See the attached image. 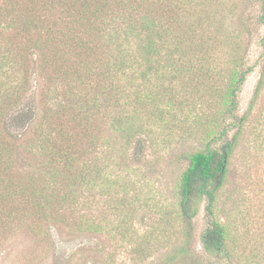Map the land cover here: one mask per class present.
Masks as SVG:
<instances>
[{"label":"trees","instance_id":"trees-1","mask_svg":"<svg viewBox=\"0 0 264 264\" xmlns=\"http://www.w3.org/2000/svg\"><path fill=\"white\" fill-rule=\"evenodd\" d=\"M18 1L3 0L0 6V28L18 31L26 40L20 52L11 43L0 44V82L10 105L3 130L8 138L22 137L41 116L37 94L43 75L49 82L47 97L61 99V106L44 111L26 145L33 158L18 156L0 139L5 164L0 172L8 175L0 203L3 197L28 195L39 223L53 220L109 233L132 244L141 264L162 251L165 257L158 264L190 259L196 264H264V246H246L252 221L264 223V212L233 180L264 89V0ZM254 45L261 50L251 62ZM257 69L252 97L241 112L239 94ZM50 70L52 75L46 73ZM33 78L27 96L14 101ZM198 104L200 110L193 112ZM68 114L83 127L85 149L60 128L55 134L65 136L62 143L53 135L57 126L51 119ZM100 118L112 135L101 137L93 128ZM187 139L197 145L171 160L185 166L171 195L142 196L147 165L162 163L168 150ZM253 147L264 149L262 135ZM150 155L158 158L150 160ZM79 156L85 158L78 165ZM39 157L45 160L38 163ZM15 164L23 178L18 188L10 174ZM3 182L0 176V190ZM86 191L106 199L111 211L106 219L76 213ZM144 206L157 217L141 233L133 220ZM202 207L203 252L198 253L195 220ZM16 211L0 212V225L19 219ZM245 221V231L237 234Z\"/></svg>","mask_w":264,"mask_h":264},{"label":"rangeland","instance_id":"rangeland-1","mask_svg":"<svg viewBox=\"0 0 264 264\" xmlns=\"http://www.w3.org/2000/svg\"><path fill=\"white\" fill-rule=\"evenodd\" d=\"M21 1L18 3L21 5ZM238 1V0H237ZM239 2V1H238ZM3 0H0V6ZM5 18H2V21ZM52 23V22H50ZM61 26V25H60ZM62 27V26H61ZM11 43V46L18 52L25 46L26 40L23 38L18 31H6L0 28V44L4 45ZM261 48L257 45L252 47L251 51V62H254ZM95 56V55H94ZM94 56L90 57V61H94ZM67 62H71V59ZM72 63V62H71ZM53 70V67H49ZM46 71L48 75H52L53 71ZM259 69L251 73L245 81L242 91L239 94L240 100V111L243 112L249 105L252 97L254 88L257 83V77L259 75ZM23 75V73H21ZM44 76V75H43ZM42 76L41 87L38 89V101L41 109V116L38 120L30 127L27 134L22 137L11 139L5 134L3 130L4 113L10 108L7 100L4 99L3 94L6 89L5 86L0 82V139H4L13 149V152L17 151L18 156L31 157L33 156L27 150V143L29 140L35 137L37 129L39 128L40 122H42V115L46 109H53L54 111L59 110L61 106V99L58 101L47 97L46 91L49 82ZM35 78L31 80V84L25 85V89L17 94L15 99H21L26 97V93L30 88L34 86ZM14 84V81H13ZM17 84V80H16ZM15 84V85H16ZM45 85V86H44ZM80 88H84L81 84ZM181 86H178V88ZM60 89L59 92H61ZM199 91H201L199 89ZM29 96L31 95L28 94ZM65 99V98H64ZM13 101V102H14ZM193 112L200 110L199 104L196 108L193 107ZM187 116V112L185 113ZM182 117H185L182 114ZM187 118V117H186ZM57 128L53 131L54 137L57 139V143H62L65 136H59L55 134L57 129L60 128V132H63L66 136H74L79 139L82 149L86 147L87 138L85 137L83 127L72 121L70 114L65 116H58V118L51 119ZM93 128L96 129L97 133H100L101 137H107L112 135L111 128L104 119H96L93 121ZM248 137L245 139V149L239 150L236 160L237 170L234 173L233 180L242 192L248 193L253 198L256 206L259 207L260 213L264 212V149L256 150L253 147V142L258 135L264 137V89L257 103L251 122L248 124ZM72 137V138H74ZM197 145L196 141L187 139L181 142L176 149L168 150L165 153V159L162 163H159L148 169L149 180L145 182L140 188L142 189V196H145L147 192L154 194L159 199H166L171 195L172 188L179 177L180 173L184 169L183 165L172 164L175 154L183 149L191 148ZM175 148V147H173ZM15 150V151H14ZM149 153V151H148ZM153 153V152H152ZM82 151L80 153V156ZM154 154V153H153ZM77 164L81 163L82 158L80 157ZM151 155L148 157L150 158ZM156 155H153L150 160L156 159ZM245 159H249L246 164ZM45 157H39L38 163H42ZM160 162V161H159ZM5 164L0 162V169H4ZM18 188L19 183L23 180L21 173L14 165L10 172ZM0 176L4 182L1 187L0 194L6 186V179L8 178L7 173L0 172ZM148 196V195H147ZM3 203H0V212L2 214H8L10 211L18 210L20 216L17 220H8L6 223L0 225V264H141L136 262L134 253L132 251L133 245L127 242H122L120 238H114L109 233H97L90 230L84 229L79 230L73 228L69 223L56 222V221H41L38 222L34 215V209L28 195H18L11 197H3ZM90 200L93 202L90 203ZM224 202V197L222 198ZM84 205L77 210L76 213L83 214L86 217H95L99 219H106L105 214H111L108 208V203L105 198L99 194L90 195L86 191L82 197ZM140 203L138 202V205ZM226 206L227 205H223ZM235 207V206H234ZM228 208V207H227ZM236 208V207H235ZM234 208V209H235ZM233 209V210H234ZM237 211V210H235ZM71 213V212H67ZM66 218L68 222L72 220L71 215ZM73 216V215H72ZM113 219V216L110 215ZM157 215L150 210L149 207L144 206L141 208L140 213L133 220L135 228H138L142 233L147 230L150 225L155 221ZM240 217V215H239ZM11 221V222H10ZM248 221L238 225L237 234H242L245 231ZM250 222V220H249ZM195 228V250L198 253H202L203 249L200 243V234L205 226L204 220V209L202 207L196 220ZM253 225L249 233L247 248H251L258 245L260 249L264 246V223L259 220L252 221ZM164 251L156 254L152 259H149L143 264H158L165 257ZM183 264H196L191 259Z\"/></svg>","mask_w":264,"mask_h":264}]
</instances>
